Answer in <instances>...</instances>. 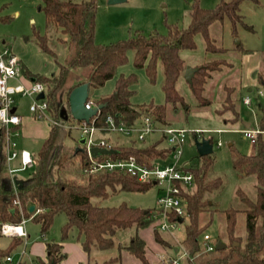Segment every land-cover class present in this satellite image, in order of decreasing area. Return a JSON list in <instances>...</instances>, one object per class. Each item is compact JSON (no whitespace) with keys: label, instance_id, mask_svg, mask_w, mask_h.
I'll return each mask as SVG.
<instances>
[{"label":"trees","instance_id":"obj_1","mask_svg":"<svg viewBox=\"0 0 264 264\" xmlns=\"http://www.w3.org/2000/svg\"><path fill=\"white\" fill-rule=\"evenodd\" d=\"M198 1L193 0L191 3L190 21L185 28L166 24V34L154 31L146 36L137 31L127 39L99 44L94 41L97 0H42L39 9L44 14L46 32L34 33L36 44L41 51L55 57L54 45L48 35L54 31L57 34L56 43L64 53L63 61L58 63L57 72L49 76L31 73L23 67L21 73L26 79L44 86L48 118L57 123L50 122L47 136L39 150L32 154L34 170L27 177H15L7 172L5 131L0 127V224L19 222L22 218L31 219L39 224L40 235L44 237L56 214L62 212L66 216V222L60 230V241L67 240L70 232L75 229V240L88 256L95 251L124 248L138 258L140 264H149L145 256V242L136 232L131 234L125 244L117 240V235L124 237L119 231L146 227L154 220V215L158 214L157 210L133 207L126 203L99 206L94 204L93 200L105 199L120 191L144 193L154 184L138 181L134 176L119 171L87 173L86 147L78 140L74 145H67L65 142L70 133L67 125H72L70 121L74 120L69 114L67 98L71 90L82 83H88L89 89L102 87L116 76L119 67L128 62V52L132 51L133 67L144 68L150 83L156 82L157 65H162L161 89L164 103L131 104L128 100L133 93L130 85L136 81V75L119 74L115 80L116 96L113 93L94 101L88 97L86 103L90 105L103 104L92 117V123L101 135L110 133L104 123L107 115L115 117L118 114L115 120L120 119L127 126L144 115H149L156 124L171 125L168 113L175 111L179 105L185 106L184 99L176 87L185 68L179 51L194 49V37L201 33L207 52H222L224 48L217 47L210 38L209 26L225 20H228L232 27L239 22L243 23L239 11L244 0H219L211 8L201 7ZM223 61L213 59L195 66L191 83L188 85L199 104L206 102L203 94L204 84L211 73L221 69ZM261 80L264 82V78ZM226 110L233 112L231 121L237 120L238 112L228 97L224 99L220 113ZM259 126L260 133L254 143V153L231 151L235 172L239 176L253 175L255 178L253 198L238 189L237 206L219 209L209 199V194L219 190L223 184L220 176L213 175V155L198 156L196 167H185L192 173L194 183L192 190L182 193L186 211L181 216L182 222L185 218L188 222L179 251L182 249L186 254L185 264H264V116ZM137 143L135 138H130L126 145L114 142L110 148L112 153L95 156L111 159H127L133 156L139 164L150 167L155 160L164 159L169 155V149L160 147L157 141L147 145ZM72 168L76 170V178L67 176L74 173ZM30 206H33L32 211ZM213 213H217L224 230L217 235L213 243L209 240L213 248L208 250L203 235L207 234L205 230L211 221L209 216L212 217ZM168 218L172 223H179L180 217L175 216L173 212L168 213ZM156 231L161 232L154 226L155 241L167 245ZM22 242L21 238H12L7 248L0 249V257L8 256V252ZM218 242H222L224 247L216 248ZM45 245L46 264H60L65 257L61 252V245L52 241L45 242ZM174 248L175 246H172L173 251ZM179 251L173 256L179 255ZM117 259L118 257H111L92 264H113Z\"/></svg>","mask_w":264,"mask_h":264},{"label":"rangeland","instance_id":"obj_2","mask_svg":"<svg viewBox=\"0 0 264 264\" xmlns=\"http://www.w3.org/2000/svg\"><path fill=\"white\" fill-rule=\"evenodd\" d=\"M80 1V0H73ZM193 0H125L121 3L108 4V0H97V9L95 15V34L94 41L99 44H109L118 40L127 39L135 32H142L144 35L158 32L166 34V24H173L178 28H185L190 21V4ZM219 0H199L198 3L203 8L214 7ZM42 0H0V49L5 48L17 54L22 61L30 67L32 73L42 74L43 71L51 69L56 73L58 63L63 61V50L56 43L57 34L54 31L49 32V38L54 45L56 56L41 51L35 41V32L44 34L45 19L43 12L39 9ZM240 14L243 23H237L232 27L228 20L224 22H215L209 26V36L213 43L224 51L219 53H210L205 50L203 35L198 33L194 37L196 47L194 49H182L179 51L180 57L187 66L195 67L203 62L213 59L224 60L221 69L213 72L211 78L204 84V97L206 102L199 104L193 97L187 81L184 79V70L176 84L177 90L184 99L185 106L179 105L175 111L168 113V120L172 126H178L186 130V137L181 146V155L178 165L184 164L186 167H196L198 165V155L195 147V134L199 138H209L213 143V175L221 177L222 187L209 194L210 201H213L217 208L226 209L237 206L238 199L236 191L242 190L250 198L255 196L256 181L253 175L239 176L232 167L231 151L235 150L244 154L254 153L256 146L249 139L245 138L242 130L245 129V123L249 124V129L259 130L260 120L264 116V87L262 78H264V0H244L240 4ZM249 26L246 27L245 25ZM240 44L239 46H237ZM6 45V46H5ZM247 50V51H244ZM133 52H128V62L119 67L116 76L108 80L104 85H115L116 77L119 74L128 75L134 73L136 81L130 85L133 91L129 97V102L133 105L164 103V95L161 89L163 80V68L160 63L157 65L158 78L155 83H150L144 68L136 69L132 64ZM27 68V67H26ZM28 69V68H27ZM44 75V74H43ZM109 82V83H108ZM103 85V86H104ZM100 88V87H99ZM90 88L89 97L91 100H97L95 95L97 89ZM227 89V90H226ZM115 92V91H114ZM113 92V93H114ZM229 92V96H227ZM112 93V94H113ZM248 96L249 104L243 103V98ZM228 97L234 103V109L238 112L237 120L231 121L233 112L226 110L220 113L224 106V99ZM28 97L15 96V103L19 106V111L24 115H29L38 122L43 123L45 127L49 126V120L36 118L28 111L30 104ZM228 119V120H227ZM71 120V119H70ZM72 120L69 127V135L65 142L67 145H74L81 136L79 126L81 123ZM99 134V133H98ZM97 134V138L99 136ZM158 135L156 132L147 135L145 143L149 142ZM160 136V135H159ZM12 140L17 145L26 146L32 153H36L41 142L30 137H23L10 134ZM111 141L121 145L129 143L124 134L108 133L105 135ZM264 139V131L262 133ZM141 143H137L140 145ZM162 147H167L165 140L160 141ZM19 146V147H20ZM6 152V148H5ZM172 157H167V162L172 163ZM160 161L159 167H163ZM74 169H76L74 165ZM67 176L76 178L75 171ZM34 170V164L25 170L17 173L18 177H27ZM16 177V175H14ZM160 185H153L147 192H115L105 199H94L93 203L99 206H115L120 203H126L129 206L156 209V199L163 194ZM193 187L190 189L192 190ZM208 229L205 233L210 235V241L217 238V235L224 230L222 221L217 213H213ZM66 222V216L60 212L54 217L51 228L46 235H40V226L31 219H27L25 228L29 233L27 242L23 239L20 245H17L8 252L11 261H6L5 256L0 260V264H46L40 255H30L28 252L29 244L35 241H51L53 238L60 239V230ZM187 218L182 223H172L170 228L162 232H157L161 239H171L172 244L161 245L158 242L149 246L155 248L159 245L167 255H174L172 246L180 247V241L185 235V225ZM152 228L154 236V226L157 227V221H152L146 227ZM145 227V228H146ZM134 228L127 231H119L121 234L134 232ZM77 231L73 229L70 235L76 236ZM129 235V234H128ZM117 240L121 244L129 241L118 234ZM122 237V238H121ZM10 238L0 235V249L8 247ZM155 240V239H154ZM25 245V251L21 256V250ZM121 244H119L121 246ZM117 248L100 251L95 259L97 262L106 260ZM176 253V252H175ZM182 254V249L179 251ZM179 254V255H180ZM156 255V254H155ZM157 256V255H156Z\"/></svg>","mask_w":264,"mask_h":264},{"label":"built area","instance_id":"obj_3","mask_svg":"<svg viewBox=\"0 0 264 264\" xmlns=\"http://www.w3.org/2000/svg\"><path fill=\"white\" fill-rule=\"evenodd\" d=\"M13 81V82H12ZM44 92V97L37 99L39 92ZM28 97L30 104L28 109L36 118L46 117L49 123L56 124V121L50 120L46 111L45 89L39 82H30L25 84L22 81L21 63L16 55H14L7 47L0 49V127L5 131V148H6V170L10 175L16 171L25 170L34 163L32 154L27 150L17 151V143L12 140L10 134L18 135L21 117L16 111L15 96ZM244 104H249L248 96L243 98ZM86 107L91 105L86 103ZM118 117V114L115 115ZM114 116L107 115L104 119L106 129L110 133L124 134L129 138H135L141 144H145L147 135L154 132L158 133L165 140L169 149V155L172 157V163H163V167H159L160 161L155 160L153 165L148 167L145 164H139L133 156L127 159H111L105 156H92L89 149L93 146L110 149L114 144L109 138H97L98 128L92 123L81 121L79 126L81 137H85V144L88 165L85 171L93 173L97 171L107 172H125L134 176L138 181L152 182L154 185L162 186L164 191L161 196L156 199L157 213L154 215V221H157V229L159 231H167L172 223L168 218V213L173 212L175 216L181 217L185 214V204L183 202L182 193L189 191L194 183L192 173L186 170L184 164L178 165L181 155V146L186 137V130L181 127L172 125H159L154 123L149 115L142 116L138 121L130 126L124 125L123 122L115 120ZM71 127V125H67ZM245 138L251 143H255L260 130H252L245 128L242 130ZM196 138H199L198 136ZM19 155L20 165L15 168L11 166V161ZM26 219L22 218L19 222H2L0 224V234L11 238L18 237L25 239L27 233L25 230ZM203 239L206 240V248L211 250L212 243L209 242L210 235L204 234ZM185 256V253L181 254ZM180 255L164 261L161 264H182ZM6 261H11L10 256L5 257Z\"/></svg>","mask_w":264,"mask_h":264},{"label":"crops","instance_id":"obj_4","mask_svg":"<svg viewBox=\"0 0 264 264\" xmlns=\"http://www.w3.org/2000/svg\"><path fill=\"white\" fill-rule=\"evenodd\" d=\"M190 6H191V4H190ZM13 54L16 55L17 58L19 59V61L21 63V67H23L25 70L28 68L27 70H29L31 73L35 72V71H31L30 67H28L17 54H15V53H13ZM52 69L53 68L48 69L47 71H43L42 74H44L45 76H49V75L53 74V72H51ZM117 70L120 71L119 68ZM212 74H211V76H212ZM211 76L209 78H211ZM157 78H158V71H157ZM22 81L25 84H29L30 82H32V80L26 79L24 76H22ZM106 85H104V86L100 87L99 89H97V91L95 93L97 99L100 98V97L108 96V95L112 94L115 91V85H113V86H112V84H109L108 86H106ZM91 101H94V100H91ZM91 106H94V105L92 104ZM27 110L29 111V109H27ZM16 111H17L18 115L21 117V124L19 126L20 134L23 137H27L28 136L30 138H33L34 140H39L42 143L43 140L45 139V137L48 134L49 126L45 127L43 125V123L36 121L31 116L24 115L23 112H21V110L19 111V106L18 105H16ZM176 127H178V126H176ZM245 128H247V127H245ZM97 134H98V132H97ZM97 134H96V136H97ZM98 135L102 136V137H105V135H101V134H98ZM157 135L158 136L156 138H153L149 142L145 143V145L157 141L158 145L160 147H162L160 145V141L163 138H161L158 133H157ZM196 137H197V135L195 136V138ZM129 139L130 138H128V140ZM115 142H117V140H115ZM19 146L17 145V151H20V150L24 149V150L29 151L31 154H33L26 146H22V147L21 146L19 147ZM167 157H165L163 160L166 161ZM158 160H162V159H158ZM10 164H11L12 167H15V168L19 167V165H20L19 155H17L11 161ZM21 171H23V170H21ZM18 172H20V171H16L13 175H17ZM25 230H26V228H25ZM135 232L145 242V256H146L149 264H161V263H163L166 260H169L171 258H174V257L178 256V255L177 256L167 255L163 251V249L160 248L159 245L158 246L156 245L155 248H152V247L149 246V243H148L149 241H151L152 244L156 243L155 240H154L152 228H149V226H148V228L147 227L146 228L145 227L138 228L137 230H134V232L128 233L129 235L126 234V236H124V238L127 239L128 236L130 237L131 234H134ZM162 232L164 233L165 231H162ZM26 233H27V237L24 239L25 241L27 240V238L29 236V233L27 232V230H26ZM11 240H12V238H10V241ZM51 241L59 243L61 245V252L65 255V257L61 260L60 264H92L93 262H97L96 259H95V256L100 251H95L91 256H88L87 253L81 248V246L75 240V237L72 236V235H70L69 238L67 240H64V241H60V239L58 240V239H55V238H53ZM165 241H167L170 244L173 243L171 241V239H167ZM26 242L24 244L23 249L21 250V256H23V253L26 250L25 249L26 248L25 247ZM45 242L46 241H44V242H38V241L32 242V243L29 244V249H28V252H29V254L31 256L32 255H40V257L43 258L44 262H46V245H45ZM178 251H179V247L177 249V252ZM176 253L174 252V255ZM180 256H181L180 257L181 263L185 264V256H182L181 254H180ZM112 257H118V259L113 264H140V260L138 258H136L135 256H133L132 254L128 253L124 248H121L120 250L117 249L114 252V255H112ZM1 259H3V258L0 257V260Z\"/></svg>","mask_w":264,"mask_h":264},{"label":"water","instance_id":"obj_5","mask_svg":"<svg viewBox=\"0 0 264 264\" xmlns=\"http://www.w3.org/2000/svg\"><path fill=\"white\" fill-rule=\"evenodd\" d=\"M125 0H108V4H116L124 2ZM195 71V67L187 66L184 71V79L187 83H191V77L193 72ZM263 87H264V82ZM114 95H117V92H114ZM44 97V92L41 91L36 96L37 99H41ZM89 97V85L88 83H82L76 87H74L68 95V109L70 116L77 121H84L86 123H90V120L93 116H95L99 109L103 106V104H98L90 107H86V101ZM249 124L245 123V127L248 128ZM78 142L82 145L85 144V137H81L78 139ZM195 147L197 150L198 156H205L212 154L213 151V143L209 138H195ZM89 152L92 156L98 154H110L113 152L112 149L100 148L93 146L89 149ZM33 210V206H30V211ZM178 222H182V217L178 218ZM224 247L222 242H218L216 248ZM178 247L174 248V252H177ZM50 264H54L51 262Z\"/></svg>","mask_w":264,"mask_h":264}]
</instances>
